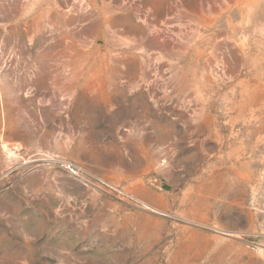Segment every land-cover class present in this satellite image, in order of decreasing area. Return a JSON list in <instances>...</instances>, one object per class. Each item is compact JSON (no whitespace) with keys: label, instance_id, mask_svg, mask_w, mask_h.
I'll list each match as a JSON object with an SVG mask.
<instances>
[{"label":"rangeland","instance_id":"374dc122","mask_svg":"<svg viewBox=\"0 0 264 264\" xmlns=\"http://www.w3.org/2000/svg\"><path fill=\"white\" fill-rule=\"evenodd\" d=\"M0 264H264V0H0Z\"/></svg>","mask_w":264,"mask_h":264}]
</instances>
